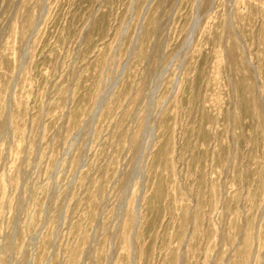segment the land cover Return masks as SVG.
<instances>
[{"label": "rangeland", "instance_id": "obj_1", "mask_svg": "<svg viewBox=\"0 0 264 264\" xmlns=\"http://www.w3.org/2000/svg\"><path fill=\"white\" fill-rule=\"evenodd\" d=\"M0 264H264V0H0Z\"/></svg>", "mask_w": 264, "mask_h": 264}, {"label": "bare ground", "instance_id": "obj_2", "mask_svg": "<svg viewBox=\"0 0 264 264\" xmlns=\"http://www.w3.org/2000/svg\"><path fill=\"white\" fill-rule=\"evenodd\" d=\"M197 24H198V23L196 22V25H195L194 29L197 27ZM192 30H193V28H192ZM195 30H196V29H195ZM189 37H190V35H189ZM189 41H190V40H189ZM191 41H192V40H191ZM187 42H188V40H187ZM185 44H186V43H185ZM189 44H191V42H189L188 45H189Z\"/></svg>", "mask_w": 264, "mask_h": 264}]
</instances>
